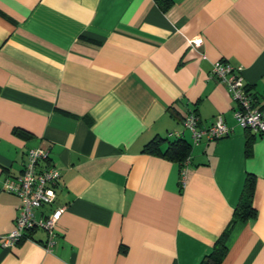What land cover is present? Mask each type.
<instances>
[{"label": "crops", "instance_id": "crops-1", "mask_svg": "<svg viewBox=\"0 0 264 264\" xmlns=\"http://www.w3.org/2000/svg\"><path fill=\"white\" fill-rule=\"evenodd\" d=\"M215 59L264 97V0H0V264H198L249 179L255 215L217 264H264V133L234 122ZM189 110L229 133L193 142ZM154 136L182 137L185 162L142 149ZM35 146L59 173L34 210L63 207L53 243L34 227L3 246L19 200L2 180Z\"/></svg>", "mask_w": 264, "mask_h": 264}, {"label": "built area", "instance_id": "built-area-1", "mask_svg": "<svg viewBox=\"0 0 264 264\" xmlns=\"http://www.w3.org/2000/svg\"><path fill=\"white\" fill-rule=\"evenodd\" d=\"M197 38L192 39L196 42ZM209 75L218 79L234 100L232 109L234 122L251 132L264 133V97L252 95L242 80L239 66H233L223 59L211 62ZM197 115L189 110L182 119L181 124L186 128L193 142L204 137L206 139L219 138L229 133V126L217 115L213 121L205 126L197 125ZM46 150L35 146L26 150L22 170L15 176H8L2 180V188L18 198L17 212L12 228L2 236L1 244L10 246L23 236L25 230L42 228L47 238V249L53 243L54 227L59 218L62 206H51L39 217L34 216V210L42 205H51L54 200V186L58 179V170L51 164L38 166V162L46 157ZM185 162V160H184ZM183 162V163H184ZM184 167L180 166L179 181L184 182Z\"/></svg>", "mask_w": 264, "mask_h": 264}, {"label": "trees", "instance_id": "trees-1", "mask_svg": "<svg viewBox=\"0 0 264 264\" xmlns=\"http://www.w3.org/2000/svg\"><path fill=\"white\" fill-rule=\"evenodd\" d=\"M155 1L158 3L159 6H161L167 0ZM162 139H165L167 141V144L163 149H160L159 142ZM142 149L151 153H159L165 156L166 158L176 161L178 162V164H181L187 157L189 144L182 137L178 136L173 139H167V137L161 138L154 136L143 144ZM251 188V180H246V182L244 183V201L242 200L240 203L238 202V204L233 208L232 216L228 224L224 227V229L220 232L215 241L212 243L211 250L200 259L198 264H217L222 258L223 253L225 251L224 238L228 233L231 223L236 220H245L255 215V208L251 205L249 201V197L251 195ZM20 239L22 238H19L18 240Z\"/></svg>", "mask_w": 264, "mask_h": 264}]
</instances>
